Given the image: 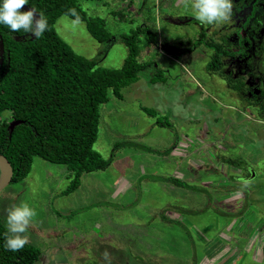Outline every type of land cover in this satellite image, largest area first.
I'll use <instances>...</instances> for the list:
<instances>
[{
    "label": "rangeland",
    "instance_id": "obj_1",
    "mask_svg": "<svg viewBox=\"0 0 264 264\" xmlns=\"http://www.w3.org/2000/svg\"><path fill=\"white\" fill-rule=\"evenodd\" d=\"M237 1L234 19L241 21L247 14ZM77 5L102 21L108 41L97 42L83 22L67 16L52 28L96 67L118 69L126 56L118 36L141 25L157 46L140 36L136 61L147 68L119 99L108 91L99 106L91 148L107 166L81 174L74 191L62 195L70 172L34 157L26 175L0 191V223L7 229L8 209L27 202L38 213L27 245L55 263L108 264L107 250L110 264H264L263 109L237 104L217 76L221 71L204 58L224 25H202L177 0ZM246 30L254 34L256 53H264V23L249 22ZM239 176L251 187L242 189Z\"/></svg>",
    "mask_w": 264,
    "mask_h": 264
},
{
    "label": "trees",
    "instance_id": "obj_2",
    "mask_svg": "<svg viewBox=\"0 0 264 264\" xmlns=\"http://www.w3.org/2000/svg\"><path fill=\"white\" fill-rule=\"evenodd\" d=\"M2 3V0H0ZM42 13L48 30L38 39L29 41L23 30L12 32L0 24L2 62L0 66V155L9 163L11 183L21 180L37 157L45 162L63 165L71 180L62 195L74 191L81 174L102 170L107 166L92 150L96 139L98 109L111 92L120 98V90L137 80V73L147 64L136 61L140 36L151 46L157 39L145 25L118 36L126 56L118 69L96 67L92 60L73 53L54 33L52 25L60 16L81 21L88 34L97 42L110 39L99 18H90L79 9L77 0H28L25 5ZM75 9L76 15L69 14ZM186 17L174 18L179 22ZM185 20V19H184ZM209 42H205V45ZM167 54L174 48L159 44ZM185 51V50H184ZM182 52V51H180ZM158 76H151L156 82ZM254 107L255 104H245ZM263 104L256 107L263 109ZM258 116L263 115L264 112ZM18 121L9 131L10 122ZM159 125V123H156ZM241 169H244L240 163ZM246 171V168L244 170ZM7 229L0 223V264H54L49 255L31 245L17 252L5 249Z\"/></svg>",
    "mask_w": 264,
    "mask_h": 264
},
{
    "label": "flooded vegetation",
    "instance_id": "obj_3",
    "mask_svg": "<svg viewBox=\"0 0 264 264\" xmlns=\"http://www.w3.org/2000/svg\"><path fill=\"white\" fill-rule=\"evenodd\" d=\"M260 1L238 0L240 5L238 9L241 8L244 15L247 14L245 19L235 20L233 9L231 22L213 33V46L207 47L211 54L204 56L207 63L213 64L221 71L217 76L237 104L264 105V53L261 54V51L256 53L252 41L254 34L246 30L249 22L264 23V5ZM258 10L260 16L255 15ZM230 30L234 31V35L233 32L230 34ZM225 33L227 35H224ZM199 42L204 44L208 41L200 39ZM232 45L233 48H230ZM195 48L193 46L191 50ZM238 49H242V52H238Z\"/></svg>",
    "mask_w": 264,
    "mask_h": 264
},
{
    "label": "clouds",
    "instance_id": "obj_4",
    "mask_svg": "<svg viewBox=\"0 0 264 264\" xmlns=\"http://www.w3.org/2000/svg\"><path fill=\"white\" fill-rule=\"evenodd\" d=\"M27 2L28 0H2L0 24L7 26L12 32L23 30L38 39L48 30V21L42 13L37 14L34 9L21 11ZM177 3L183 5L185 9L190 8L195 19L202 25L220 26L232 20V0H177ZM69 14L75 16V9H69ZM237 182L242 185V189L249 188L252 184L251 180L243 176L237 177ZM37 215V211L27 202H21L8 209L6 250L17 252L29 243L26 233ZM103 257L110 264L111 256L107 250L103 253Z\"/></svg>",
    "mask_w": 264,
    "mask_h": 264
},
{
    "label": "water",
    "instance_id": "obj_5",
    "mask_svg": "<svg viewBox=\"0 0 264 264\" xmlns=\"http://www.w3.org/2000/svg\"><path fill=\"white\" fill-rule=\"evenodd\" d=\"M29 9H31V8L24 6L21 9V11H27ZM34 39H35V37H31L29 35V38H28L29 41H32ZM2 52H3L2 40L0 38V66H1V62H2ZM17 124H19L18 121L10 122V124L8 125L9 131L12 129V127L14 125H17ZM11 176H12V170H11L9 163L7 162V160L2 155H0V191L2 189H4L10 183ZM52 259L53 258H51V260ZM54 264H64V263H54Z\"/></svg>",
    "mask_w": 264,
    "mask_h": 264
}]
</instances>
